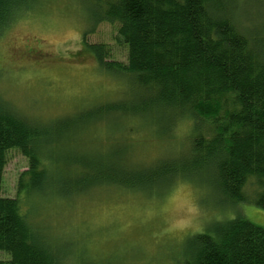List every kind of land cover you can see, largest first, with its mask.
<instances>
[{
	"label": "trees",
	"instance_id": "trees-1",
	"mask_svg": "<svg viewBox=\"0 0 264 264\" xmlns=\"http://www.w3.org/2000/svg\"><path fill=\"white\" fill-rule=\"evenodd\" d=\"M39 1L0 0V39ZM96 1L101 7L86 33L102 22L119 24L128 62L108 61L111 54L101 44L85 40V48L100 65L131 75L141 97L147 94L130 112H164L170 128L181 121L193 123L190 149L138 168L117 154L77 156L67 151L71 136L97 122L105 108L128 111L126 103L87 111L88 119L43 123L0 100V264H103L85 261L83 248L74 251V243L63 251L33 222V211L25 210L24 203L30 205L31 197L45 192L69 197L103 186L170 188L212 171L232 204L248 201L244 188L254 178L259 187L254 201L264 209V37L254 39L237 28L236 0ZM12 148L29 161L20 174L17 197L2 191ZM61 151L66 152L64 160L56 154ZM189 243L194 251L187 264H264V226L242 216L214 222Z\"/></svg>",
	"mask_w": 264,
	"mask_h": 264
},
{
	"label": "rangeland",
	"instance_id": "rangeland-1",
	"mask_svg": "<svg viewBox=\"0 0 264 264\" xmlns=\"http://www.w3.org/2000/svg\"><path fill=\"white\" fill-rule=\"evenodd\" d=\"M100 7L96 0H40L24 14L0 39V100L25 118L43 123L88 119L87 111L126 103L128 111L105 108L97 122L71 136L67 151L77 156L117 154L138 168L187 153L193 123L181 121L170 128L164 112H130L145 94L141 97L131 75L100 65L85 48V40L101 44L111 54L108 61L128 62L119 24L102 22L86 33L94 27ZM234 18L241 32L254 39L264 37V0H236ZM56 154L65 159V151ZM28 168V158L19 149L7 152L4 196H18L20 174ZM258 190L250 178L244 188L248 201L232 204L215 173L204 171L170 188L103 186L69 197L45 192L31 197L30 205L26 201L24 209L33 211V222L55 244L63 245V251L70 250L69 243L77 245L76 252L82 247L85 261L187 264L194 251L189 238L208 232L216 221L242 216L264 226V209L254 201Z\"/></svg>",
	"mask_w": 264,
	"mask_h": 264
}]
</instances>
